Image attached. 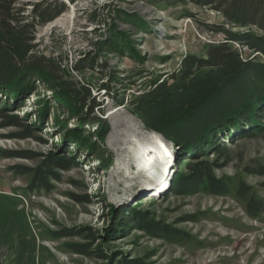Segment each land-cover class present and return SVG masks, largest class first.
Here are the masks:
<instances>
[{
  "label": "rangeland",
  "instance_id": "obj_1",
  "mask_svg": "<svg viewBox=\"0 0 264 264\" xmlns=\"http://www.w3.org/2000/svg\"><path fill=\"white\" fill-rule=\"evenodd\" d=\"M15 3L29 20L35 5L67 6L60 17L37 28L34 55L60 67V76L89 86L102 106L91 118L95 123L86 124L67 97L49 88L48 77L35 76L0 94V264H264V212L252 217L237 193L245 184L249 198L264 204V177L257 175L264 166V131L253 132L264 130V122L244 131L238 125V131L202 146L177 147L159 134L163 141L157 144L168 155L145 171L135 156L142 135L153 131L132 102L179 70L186 56L205 57L211 45L227 41L226 32L248 30L230 23L217 4L204 7L191 0ZM250 31L264 36L256 28ZM230 46L243 59L264 63L263 54L235 42ZM93 58L98 69L74 70L78 61ZM15 87L28 90L14 94ZM5 114L19 117L23 127H5ZM101 121L108 126L102 137ZM27 134L32 137L19 139ZM52 159L60 165L67 163L58 160L66 159L71 167L51 169L49 189L37 188L35 177ZM198 162L213 167L222 193L198 188L173 194L175 177L187 178ZM153 170L167 180L164 186ZM130 214L176 236L137 229L126 223ZM75 246L90 254H76Z\"/></svg>",
  "mask_w": 264,
  "mask_h": 264
},
{
  "label": "trees",
  "instance_id": "obj_2",
  "mask_svg": "<svg viewBox=\"0 0 264 264\" xmlns=\"http://www.w3.org/2000/svg\"><path fill=\"white\" fill-rule=\"evenodd\" d=\"M199 6L216 7L226 19L236 28L247 29L248 32H226L228 38L225 43L211 45L205 57L188 55L181 62L179 70L159 79L153 86L138 96L132 107L140 121L149 130L160 134L166 140L180 147L187 144L202 146L206 140L218 141L219 134L226 135L237 126L239 131L251 128L254 124L260 126L264 122V63L245 60L241 54L230 46L235 42L247 47L252 53L264 55V36H258L250 31L256 28L264 34V0H191ZM67 11L63 3L55 5H35L31 12L32 19L26 15L25 9L16 7L15 0H0V94L14 84L31 79L35 76L50 78L49 88L67 97L69 107L86 120V124H93L91 118L102 106L92 95L91 88L81 85L70 78L60 76V67L54 66L52 61L34 55L37 28L50 23ZM116 47V52L119 48ZM96 58L85 62L78 61L74 70L82 72L87 69L96 70L99 67ZM36 78V77H35ZM18 88V87H17ZM14 94L28 90L22 87ZM13 91V90H11ZM104 91L111 94L108 85ZM32 90L31 93H33ZM13 94V93H12ZM13 94V95H14ZM12 95V96H13ZM8 119L5 127H23L17 116L4 115ZM257 122V123H256ZM101 137L107 133L108 126L99 122ZM239 128V127H238ZM238 131V130H237ZM262 128H254L256 134L263 132ZM252 133V136L256 134ZM31 134L19 139L31 138ZM226 149L224 148L223 151ZM9 158H21L11 155ZM66 165H60L57 160H51L44 166L42 175H37L34 185L40 189H49L48 174L51 169L69 170L70 161L61 159ZM257 175L264 177V166L257 170ZM181 178V176H180ZM174 179L173 194L186 193L189 190L204 188L214 194H220L221 188L213 177V167L206 162H198L187 178ZM238 195L247 201V211L252 217L264 212L262 201L252 196L249 198L250 188L240 185ZM126 223L136 225L137 229L145 230L151 235H168L175 237L176 231L167 227L159 228L148 218L137 219L130 214ZM82 246L72 249L76 254L89 255L82 250Z\"/></svg>",
  "mask_w": 264,
  "mask_h": 264
},
{
  "label": "bare ground",
  "instance_id": "obj_3",
  "mask_svg": "<svg viewBox=\"0 0 264 264\" xmlns=\"http://www.w3.org/2000/svg\"><path fill=\"white\" fill-rule=\"evenodd\" d=\"M150 134L148 135H142L143 137V144H141L138 153L136 156V159L138 160V164H139V168L140 169H144L147 170L149 168L152 167V164L154 162H156L159 158L160 159H164L167 155H168V151L165 149L164 146L158 145L157 142H162L160 139H163L159 134L157 133H153V132H149ZM156 139V140H155ZM145 143V144H144ZM130 144V143H128ZM150 150H154L153 152ZM150 153H149V152ZM141 173V170H139ZM150 173H154V175H157L156 171H149ZM143 174V171H142ZM156 181L157 183H161V186H164V183L167 181L165 180V182H163V179L160 180L159 176H156ZM159 181V182H158ZM168 184V183H167Z\"/></svg>",
  "mask_w": 264,
  "mask_h": 264
},
{
  "label": "built area",
  "instance_id": "obj_4",
  "mask_svg": "<svg viewBox=\"0 0 264 264\" xmlns=\"http://www.w3.org/2000/svg\"><path fill=\"white\" fill-rule=\"evenodd\" d=\"M243 48L248 50V48H247V47H243ZM254 54H259V53H254Z\"/></svg>",
  "mask_w": 264,
  "mask_h": 264
}]
</instances>
